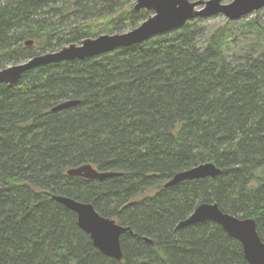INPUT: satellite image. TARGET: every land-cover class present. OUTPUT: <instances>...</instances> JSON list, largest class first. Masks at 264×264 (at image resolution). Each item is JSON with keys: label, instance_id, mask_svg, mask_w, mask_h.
Returning a JSON list of instances; mask_svg holds the SVG:
<instances>
[{"label": "trees", "instance_id": "1", "mask_svg": "<svg viewBox=\"0 0 264 264\" xmlns=\"http://www.w3.org/2000/svg\"><path fill=\"white\" fill-rule=\"evenodd\" d=\"M136 1L0 0V69L135 29L152 15ZM201 21L0 85V264H250L215 222L177 228L217 204L253 219L264 243V50L233 59L226 31L203 41ZM66 101L79 104L53 111ZM206 163L221 174L164 188ZM87 164L123 175H67ZM53 195L130 228L124 261L100 252Z\"/></svg>", "mask_w": 264, "mask_h": 264}, {"label": "water", "instance_id": "2", "mask_svg": "<svg viewBox=\"0 0 264 264\" xmlns=\"http://www.w3.org/2000/svg\"><path fill=\"white\" fill-rule=\"evenodd\" d=\"M223 2L224 0H137L134 7L136 12L142 10L152 12V15L137 28L121 34L87 38L81 44H71L57 52H48L26 62L0 69V85L14 86L25 73L47 65L65 61H83L119 49L141 45L153 37L180 29L195 19L204 20L223 15L228 22L232 23L264 8V0H233L228 4ZM33 44V41H28L25 46L31 47ZM78 104L79 101H66L56 106L53 111L66 110ZM220 174L221 169L215 164L206 163L176 174L164 185V188L175 187L186 181L214 179ZM67 175L72 178L103 181L123 174L100 172L87 164L69 169ZM52 200L76 214L79 228L90 236L100 252L118 262L124 261L121 237L126 233L132 234L130 228L119 225L113 219L103 217L90 203L62 195H53ZM206 221L219 224L233 239L239 241L248 263L264 264V243L258 234L256 222L250 218H239L224 213L217 204H201L189 217L181 221L177 228L181 229ZM148 242L151 241L148 240Z\"/></svg>", "mask_w": 264, "mask_h": 264}, {"label": "rangeland", "instance_id": "3", "mask_svg": "<svg viewBox=\"0 0 264 264\" xmlns=\"http://www.w3.org/2000/svg\"><path fill=\"white\" fill-rule=\"evenodd\" d=\"M233 0H224L231 3ZM228 22L223 15L204 19L201 24L206 28V40L212 33L225 30L224 47L229 57L236 59L240 56L255 55L264 50V8L249 14L238 21L232 22V27L226 29ZM150 196L154 192L149 193Z\"/></svg>", "mask_w": 264, "mask_h": 264}]
</instances>
